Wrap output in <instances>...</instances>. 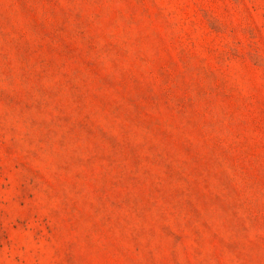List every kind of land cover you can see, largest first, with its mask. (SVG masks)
Instances as JSON below:
<instances>
[{
	"label": "rangeland",
	"instance_id": "obj_1",
	"mask_svg": "<svg viewBox=\"0 0 264 264\" xmlns=\"http://www.w3.org/2000/svg\"><path fill=\"white\" fill-rule=\"evenodd\" d=\"M0 264H264V0H0Z\"/></svg>",
	"mask_w": 264,
	"mask_h": 264
}]
</instances>
